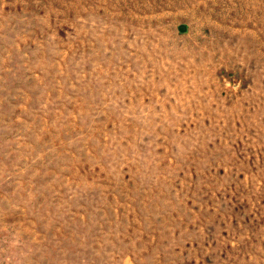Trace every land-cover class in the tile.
<instances>
[{"label":"rangeland","instance_id":"obj_1","mask_svg":"<svg viewBox=\"0 0 264 264\" xmlns=\"http://www.w3.org/2000/svg\"><path fill=\"white\" fill-rule=\"evenodd\" d=\"M0 264H264V0H0Z\"/></svg>","mask_w":264,"mask_h":264}]
</instances>
